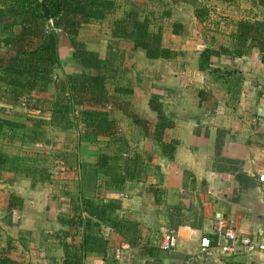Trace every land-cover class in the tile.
Masks as SVG:
<instances>
[{"label":"trees","instance_id":"16d2710c","mask_svg":"<svg viewBox=\"0 0 264 264\" xmlns=\"http://www.w3.org/2000/svg\"><path fill=\"white\" fill-rule=\"evenodd\" d=\"M151 1L162 13V21L150 6L133 0L122 6L119 0H0V144L20 149L18 154L0 150V172L14 174V181H29L34 188L78 182L76 198L64 193L70 199L71 213L59 217L60 224L69 229L54 235L61 238L64 250L60 264H84L88 254L95 252L89 248L101 253L103 245L97 241L102 240L103 227L114 230L132 246L137 244L135 224L120 218L121 201L106 197L122 193L128 183L146 182L153 159L151 155L129 152L124 124L118 118V114L122 115L132 130L136 128L143 137H149V121L135 112L131 102L133 87L122 84L130 70L125 68L126 52L121 46L131 45L150 61H176L184 53L165 46V24L161 22H166L173 35L181 37L186 27L173 21L178 8L192 7L201 24L208 25L210 17L209 9L197 0ZM236 1L228 0L233 4ZM244 2L250 6L244 17L222 23L228 32V43L217 45L211 41L197 59L200 72L214 81L233 83L234 95L233 88L242 83L243 73L223 66L222 61L234 62L258 51L264 64V0ZM123 6V15L117 17ZM49 21L61 33L51 29ZM105 24L109 43L106 57L102 58L99 52L89 49L81 33L91 25ZM61 34L68 38L71 58L83 68L82 73L58 74L63 66ZM205 94L199 92L201 101L206 100ZM150 108L158 114L154 134L158 153L173 159L180 143L164 141L172 122L159 97H152ZM60 135L65 136L62 150L55 149ZM73 135L76 136L72 138ZM38 143L45 146L44 151L32 149ZM89 147H99L94 198L86 197L81 186L82 154ZM17 202L22 201L12 197L10 207L19 210ZM76 237H81L79 244L74 241ZM0 264L28 263L14 261L0 252Z\"/></svg>","mask_w":264,"mask_h":264},{"label":"crops","instance_id":"0c3cea01","mask_svg":"<svg viewBox=\"0 0 264 264\" xmlns=\"http://www.w3.org/2000/svg\"><path fill=\"white\" fill-rule=\"evenodd\" d=\"M197 23L205 30L207 25ZM217 31L201 33L198 54L213 40L217 45L228 43L223 24ZM65 56L62 64L72 56L71 45ZM177 61L172 62L181 66L180 76L168 67L166 75L170 78L166 77L163 93H151L139 109L136 97L140 77L137 76L139 87L130 77L122 82L133 87L134 110L150 123L149 137L133 128L135 138L127 137L129 152L151 155L153 159L146 182L128 183L122 193L106 197L121 201L120 218L135 224L137 244L132 246L114 230L103 227L102 240L97 241L103 251L96 253L100 250L89 248L95 252L88 254L84 264H264V252L246 254L237 250L229 257L218 256L219 262L201 253L202 239L213 238L218 219H224L240 236L255 237L258 230L264 231V182L260 180L264 176V64L259 52L234 62L222 61L223 66L243 73L242 83L233 88L235 95L231 94L233 83L229 86L214 81L198 70L197 60L190 66L194 77L188 72L184 77L188 63ZM172 62L163 63L170 66ZM76 68L70 74L83 72L80 65ZM200 91L206 93V100H200ZM154 96L159 97L172 122L164 141L180 143L173 159L158 153L154 141L158 123V114L150 108ZM118 118L131 129L122 115L118 114ZM10 147L0 144L4 153H19ZM58 148L59 145L55 149ZM98 149L89 147L82 154L81 186L88 198L97 194ZM14 180V174L0 172V252L22 263H62L61 238L54 235L69 229L60 224L59 217L71 213L70 199L64 193L76 198L78 182L34 188L29 181ZM12 197L22 201L16 203L19 210L10 207ZM170 231L178 243L176 249L165 252L160 243ZM74 239L76 244L81 242V237Z\"/></svg>","mask_w":264,"mask_h":264},{"label":"rangeland","instance_id":"374dc122","mask_svg":"<svg viewBox=\"0 0 264 264\" xmlns=\"http://www.w3.org/2000/svg\"><path fill=\"white\" fill-rule=\"evenodd\" d=\"M121 6L126 3L127 0H119ZM131 0H128V2ZM134 2L139 3L142 6H150L151 9L157 12L158 17L161 20L162 13L158 12V7L154 2L151 0H133ZM197 2L206 7L210 11L209 21L207 22L208 25L206 26L205 30L200 28V25L194 20V9L189 6H181L173 15V21L182 22L186 27V34L183 37H174L172 33V29L166 25V22L163 21L161 23L164 25V44L166 47L184 53L182 57H180L177 63L187 62L188 67L183 70V76L186 77V72L194 77L191 73L190 66L191 63L195 62L198 57V44L197 40L200 38L202 32H207L209 35L211 33L218 32L217 30L224 21L235 20L236 18L244 17V12L247 10V7H250L248 4L244 2V0H237L234 4L229 3L228 0H197ZM130 3V2H129ZM126 5V4H125ZM125 11V7H121L117 17H121ZM230 17V18H229ZM263 18V15H260ZM108 24L103 26L99 25H92L85 29L82 32L81 39L88 45L90 50L99 52L103 57L107 54V48L109 43L108 38ZM70 47V43L67 37L63 34L60 36V58H65V53L67 49ZM121 49L126 52L125 54V68L132 69V72L129 73L128 77H130L132 82L135 86L137 85V76L140 77L141 87L138 88L137 93L138 97H136V101L138 102L136 107L141 108V103L146 101L148 96L151 93H163L164 85H166L167 78H170L167 74L168 67H171L174 72L178 73L180 76V72L178 69H182L176 63L165 64L163 62H156L147 60L145 54L143 52H135L131 45L122 44ZM72 57V56H71ZM71 57L63 61L62 68L58 71L59 75H63L64 73H73L78 70L76 68L77 64ZM175 75V74H174ZM172 75V76H174ZM138 108V109H139ZM127 122V121H126ZM124 124V123H123ZM123 132L125 133L126 137H133L135 138V132L132 129L128 128L127 123L123 126ZM129 129V130H128ZM130 131L132 133H130ZM133 134V135H132ZM29 135V133H28ZM76 135H73L74 138ZM58 141L57 144L59 145L58 150H62L63 148V140L64 135L57 136ZM61 137V138H60ZM41 144V143H40ZM57 147V146H56ZM74 148V144L71 146ZM44 145H36L33 146L32 149L38 151H44ZM55 148V147H54ZM71 148V149H72ZM10 150L12 152L18 153L19 147L11 146Z\"/></svg>","mask_w":264,"mask_h":264},{"label":"built area","instance_id":"2783aa9c","mask_svg":"<svg viewBox=\"0 0 264 264\" xmlns=\"http://www.w3.org/2000/svg\"><path fill=\"white\" fill-rule=\"evenodd\" d=\"M49 26L52 29L54 22L49 21ZM55 31L61 33L60 30ZM260 180L264 182V176H261ZM177 243L175 233L170 231L163 235L160 248L162 251L171 252L176 249ZM237 250H241L246 254L264 252V231L258 230L255 237L240 236L224 219H218L213 238L206 237L201 242V253L206 256H209L211 252H215L218 256L229 257Z\"/></svg>","mask_w":264,"mask_h":264},{"label":"water","instance_id":"95a60500","mask_svg":"<svg viewBox=\"0 0 264 264\" xmlns=\"http://www.w3.org/2000/svg\"><path fill=\"white\" fill-rule=\"evenodd\" d=\"M209 257H211V259H212L213 261L219 262L218 255H217L215 252H211V253L209 254Z\"/></svg>","mask_w":264,"mask_h":264}]
</instances>
